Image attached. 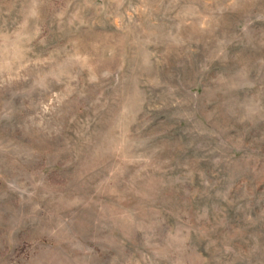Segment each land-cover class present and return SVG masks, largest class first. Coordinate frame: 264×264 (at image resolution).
I'll use <instances>...</instances> for the list:
<instances>
[{"label": "rangeland", "instance_id": "374dc122", "mask_svg": "<svg viewBox=\"0 0 264 264\" xmlns=\"http://www.w3.org/2000/svg\"><path fill=\"white\" fill-rule=\"evenodd\" d=\"M0 264H264V0H0Z\"/></svg>", "mask_w": 264, "mask_h": 264}]
</instances>
